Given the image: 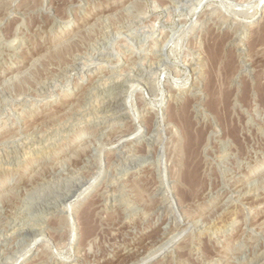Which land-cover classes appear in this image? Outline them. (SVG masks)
<instances>
[{
  "label": "rangeland",
  "instance_id": "rangeland-1",
  "mask_svg": "<svg viewBox=\"0 0 264 264\" xmlns=\"http://www.w3.org/2000/svg\"><path fill=\"white\" fill-rule=\"evenodd\" d=\"M263 197L264 0H0V264H264Z\"/></svg>",
  "mask_w": 264,
  "mask_h": 264
},
{
  "label": "bare ground",
  "instance_id": "bare-ground-1",
  "mask_svg": "<svg viewBox=\"0 0 264 264\" xmlns=\"http://www.w3.org/2000/svg\"><path fill=\"white\" fill-rule=\"evenodd\" d=\"M173 2V1H172ZM182 3V2H181ZM137 18V17H136ZM144 21V20H143ZM142 21V22H143ZM147 21H149V20H147ZM139 24V23H138ZM141 24V23H140ZM154 24V23H153ZM126 25V24H125ZM183 25V24H182ZM139 26V25H138ZM147 27V26H146ZM151 27V26H150ZM145 28V27H144ZM152 28V27H151ZM150 28V29H151ZM184 28V27H183ZM122 29V28H121ZM123 29H124V27H123ZM147 29V28H146ZM160 29V28H159ZM81 30V29H80ZM142 30V29H141ZM145 30V29H144ZM152 30V29H151ZM146 32V31H145ZM148 32V31H147ZM152 32V31H151ZM162 32V31H161ZM181 32V31H180ZM144 33V32H143ZM160 33V32H159ZM170 37V36H169ZM74 38V37H73ZM136 38V37H135ZM167 40H169V39H167ZM159 42V41H158ZM140 43V42H139ZM142 44H143V42H142ZM165 45V44H164ZM138 46V45H137ZM153 46V45H152ZM166 46V45H165ZM156 48V47H155ZM152 49V48H151ZM162 50V49H161ZM128 51V50H127ZM110 52V51H109ZM136 52V51H135ZM119 53V52H118ZM122 53V52H121ZM136 54V53H135ZM108 55V54H107ZM263 55V54H262ZM115 56V55H114ZM130 56V55H129ZM157 56V55H156ZM136 57V56H135ZM148 57V56H147ZM257 57V56H256ZM169 58V57H168ZM118 59V58H117ZM126 59V58H125ZM162 59V58H161ZM167 59V58H166ZM165 59V60H166ZM140 60V59H139ZM146 60V59H145ZM99 61V60H98ZM159 61V60H158ZM164 62V61H163ZM89 63H92V62H89ZM79 64V63H78ZM157 64H158V62H157ZM102 65V64H101ZM137 65V64H136ZM142 65V64H141ZM76 66V65H75ZM104 66V65H103ZM102 66V67H103ZM126 66V65H125ZM154 66V65H153ZM127 67V66H126ZM99 68V67H98ZM123 68V67H122ZM121 70V69H120ZM129 70V69H128ZM126 71V70H125ZM18 72V71H17ZM21 72V71H20ZM23 72V71H22ZM92 72V71H91ZM121 72V71H120ZM127 72V71H126ZM146 72V71H145ZM144 72V73H145ZM114 73V72H113ZM108 74V73H107ZM117 74V73H116ZM119 74V73H118ZM143 74V73H142ZM17 75V74H16ZM103 75V74H102ZM101 76V75H100ZM114 76V75H113ZM140 76V75H139ZM138 76V77H139ZM99 77V76H98ZM9 78V77H8ZM12 78V77H11ZM98 79V78H97ZM96 80V79H95ZM101 80V79H100ZM93 82V81H92ZM89 83V82H88ZM99 84V83H98ZM86 86V85H85ZM145 86V85H144ZM92 87V86H91ZM118 90V89H117ZM155 90V89H154ZM177 91V90H176ZM155 92V91H154ZM119 93V92H118ZM121 94V93H120ZM174 94V93H173ZM176 94V93H175ZM76 95V94H75ZM81 95V94H80ZM61 96V95H60ZM175 96V95H174ZM139 97V96H138ZM127 98V97H126ZM115 99V98H114ZM128 99V98H127ZM126 99V100H127ZM63 100V99H62ZM80 100V99H79ZM73 101V100H72ZM76 101V100H75ZM163 101V100H162ZM23 102V101H22ZM111 102V101H110ZM161 102V101H160ZM75 103H77L78 104V102H75ZM122 103V102H121ZM115 105V104H114ZM157 105H158V103H157ZM126 106V105H125ZM141 106V105H140ZM122 107H124V106H122ZM69 108H71V106L69 107ZM68 108V109H69ZM146 108V107H145ZM72 109V108H71ZM195 109V108H194ZM149 110V109H148ZM197 110V109H196ZM62 111V110H61ZM128 111V110H127ZM158 111V110H157ZM56 112V111H55ZM72 113V112H71ZM51 119V118H50ZM52 119H54L55 120V118H52ZM49 120V119H48ZM168 121V120H167ZM28 122V121H27ZM170 122V121H169ZM4 123V122H3ZM176 123V122H175ZM6 124V123H5ZM130 124V123H129ZM187 124V123H186ZM30 126V125H29ZM168 126V125H167ZM184 126V125H183ZM187 126V125H186ZM8 128V127H7ZM170 128V127H169ZM179 130V129H178ZM138 131V130H137ZM185 132V131H184ZM189 132H191V131H189ZM21 133V132H20ZM192 133V132H191ZM194 133V132H193ZM19 134V133H18ZM112 134V133H111ZM126 135V134H125ZM187 135V134H186ZM193 135V134H192ZM194 135H196V134H194ZM133 136V135H132ZM189 136H190V134H189ZM197 136V135H196ZM116 137V136H115ZM123 137V136H122ZM187 136H185V138H186ZM130 138V137H129ZM188 138V137H187ZM190 138V137H189ZM196 138V137H195ZM113 139V138H112ZM121 139H123V138H121ZM187 140V139H186ZM189 140V139H188ZM118 142V141H117ZM196 142H198L197 140H196ZM123 143V142H122ZM189 143L190 142H188V143H186L185 142V150L186 151H188V153L190 152L189 150H187L188 148H190L189 147ZM201 144V143H200ZM112 146V145H111ZM151 146V145H150ZM184 146V145H183ZM158 148V147H157ZM195 148V147H194ZM143 149H144V147H143ZM146 151V150H145ZM185 151V152H186ZM191 151H192V149H191ZM195 151V150H194ZM151 152V151H150ZM149 152V153H150ZM158 152V151H157ZM184 152V153H185ZM129 153V152H128ZM148 153V152H147ZM159 154V153H158ZM161 154V153H160ZM139 155H140V153H139ZM154 155V154H153ZM185 155V154H184ZM186 155H187V153H186ZM193 155V154H192ZM118 156V155H117ZM137 156V155H136ZM186 157H188V156H186ZM191 157V156H190ZM192 157H194V155L192 156ZM161 159H162V157H161ZM176 159V158H175ZM186 159V158H185ZM191 159H193V158H191ZM133 160V159H132ZM84 161V160H83ZM176 161V160H175ZM185 162V161H184ZM187 162V161H186ZM191 162V161H190ZM165 164V163H164ZM186 164V163H185ZM131 165V164H130ZM129 165V166H130ZM187 167H188V162H187ZM193 165H194V163H193ZM149 166V165H148ZM171 167V166H170ZM193 168V167H192ZM186 169V168H185ZM139 170V169H138ZM171 170V169H170ZM192 170H194V168L193 169H188L186 172H184V174L183 175H181V180L184 182V184L185 185H187L188 187H186L184 184V187L186 188V191L187 192H189V193H191L193 196H198L199 195V193H200V189H199V183H198V181H197V179H196V181H195V184H193V182H194V179L196 178V175L197 174H195V172L194 171H192ZM196 171V170H195ZM143 172V171H142ZM174 172V171H173ZM134 174V173H133ZM171 174V173H170ZM130 175V174H129ZM139 176V175H138ZM171 176V175H170ZM125 177V176H124ZM123 177V178H124ZM152 177V176H151ZM161 177V176H160ZM230 177V176H229ZM154 178V177H153ZM173 178V177H172ZM228 178V177H227ZM263 178V177H262ZM261 178V179H262ZM130 179V178H129ZM164 179V178H163ZM174 180V179H173ZM181 181V182H182ZM258 181H260V179L258 180ZM154 182V181H153ZM180 182V183H181ZM196 182L198 183V185L196 184ZM202 182V181H201ZM68 184V183H67ZM182 184V183H181ZM181 184H180V186H181ZM250 184H251V182H250ZM253 184V183H252ZM159 186V185H158ZM165 185H163V187H164ZM191 186V187H190ZM200 186H201V183H200ZM161 187V186H160ZM64 188V187H63ZM159 188V187H158ZM166 188V187H165ZM216 188V187H215ZM250 188V187H249ZM255 188V187H254ZM113 189V188H112ZM238 189V188H237ZM252 189V188H251ZM178 190H182V189H178ZM178 190H176V193H177V191ZM222 190V189H221ZM250 190V189H249ZM254 190V189H253ZM183 191V190H182ZM186 191H183V192H186ZM253 192V191H252ZM255 192V191H254ZM64 193V192H63ZM178 194V193H177ZM249 194V193H248ZM174 195V194H173ZM180 195H181V193H180ZM183 195V194H182ZM253 195H254V193H253ZM179 196V195H178ZM228 196V195H227ZM160 197V196H159ZM167 197V196H166ZM222 197V196H221ZM179 198H181V196L179 197ZM236 198V197H235ZM257 198V197H256ZM264 198V197H263ZM71 199V198H70ZM236 200V199H235ZM177 202V201H176ZM252 202V201H251ZM260 202V201H259ZM262 202V201H261ZM260 202V203H261ZM172 203V202H171ZM244 203H245V201H244ZM169 204V203H168ZM173 204V203H172ZM218 204V203H217ZM221 204V203H220ZM168 206V205H167ZM170 206V205H169ZM178 206V205H177ZM233 206V205H232ZM237 206V205H236ZM227 207V206H226ZM72 209V208H71ZM172 211V210H171ZM229 211V210H228ZM254 211V210H253ZM209 213V212H208ZM176 214V213H175ZM219 214V213H218ZM222 214V213H221ZM203 215V214H202ZM233 215V214H232ZM221 216V215H220ZM235 218V217H234ZM218 221V220H217ZM222 222V221H221ZM209 226V225H208ZM219 228V227H218ZM181 230H183V229H181ZM209 230V229H208ZM29 231V230H28ZM180 231V230H179ZM19 232V231H18ZM176 232V231H175ZM211 232V231H210ZM180 233V232H179ZM27 234V233H26ZM175 233H173V235H174ZM170 240H171V238H169ZM176 239V238H175ZM227 240V239H226ZM174 241V240H173ZM145 245V244H144ZM162 246V245H161ZM151 247H152V245H151ZM165 247V246H164ZM140 249V248H139ZM160 249V248H159ZM164 249V248H163ZM166 249V248H165ZM152 250V249H151ZM158 251V250H157ZM159 251H161V249L159 250ZM166 253V252H165ZM260 254V253H259ZM156 255V254H155ZM264 255V254H263ZM140 254H135L134 255V257H133V259H130L129 258V260L125 263V264H128V263H130V264H136L137 262H139V263H137V264H141V262L143 263V261H145V260H147L148 259V257H141L140 258ZM252 256V255H251ZM254 256V255H253ZM124 257V256H123ZM152 257V256H151ZM126 258H127V256H126ZM145 258H147V259H145ZM125 259V258H124ZM145 259V260H144ZM201 259H203V258H201ZM250 259V258H249ZM132 260H135V261H137L136 263H135V261H133L132 262ZM120 261V260H119ZM123 261V260H122ZM251 261V260H250ZM258 261V260H257ZM80 262V261H79ZM16 263V262H15ZM123 262H121V264H122ZM176 264V263H175Z\"/></svg>",
  "mask_w": 264,
  "mask_h": 264
}]
</instances>
